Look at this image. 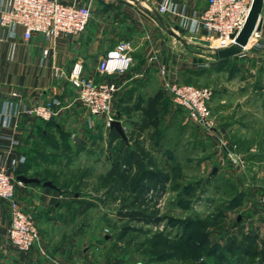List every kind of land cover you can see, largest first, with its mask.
Segmentation results:
<instances>
[{
    "label": "rangeland",
    "instance_id": "obj_1",
    "mask_svg": "<svg viewBox=\"0 0 264 264\" xmlns=\"http://www.w3.org/2000/svg\"><path fill=\"white\" fill-rule=\"evenodd\" d=\"M107 1L112 0H94L98 9ZM191 2L204 5L205 0ZM169 21L172 28L181 23L177 16ZM176 33L180 37L166 35L178 61L188 65L176 73V82L212 90L215 128L191 120L168 95L157 127L138 131L139 122L131 119L139 121L140 113L124 119L127 139L113 135L106 118L90 114L78 99L75 112L62 113L54 126L45 123L38 154L29 160L34 167L30 175L50 179L56 197L47 203L39 192L32 195L35 201L20 198L36 216L40 245L35 247L39 253L43 248L45 264H57L49 256L63 264H264L233 257L222 248L229 237L241 238L246 231L256 234V247L264 248V46H253L252 40L243 53L218 62L207 42H196L185 29ZM259 41L264 43L263 36ZM51 141L58 142L56 147ZM222 143L240 156L238 163ZM119 150L126 157L134 151L142 159L139 164L123 161L128 167L125 183L106 178ZM145 168L170 177L162 192L145 194L148 212L156 208L162 216L158 222L123 214L143 208L133 178ZM23 195L25 199L28 193ZM187 220H195L197 230L207 234L206 248L194 250L181 240Z\"/></svg>",
    "mask_w": 264,
    "mask_h": 264
},
{
    "label": "crops",
    "instance_id": "obj_2",
    "mask_svg": "<svg viewBox=\"0 0 264 264\" xmlns=\"http://www.w3.org/2000/svg\"><path fill=\"white\" fill-rule=\"evenodd\" d=\"M161 1L112 0L100 3L98 9L94 0H77L80 4H90L93 10L86 30L80 35L62 34L49 41L40 33H34L32 38L24 39L22 27H17L14 33L0 27V166H5L12 177L17 178V171L24 166L27 171L23 174L37 176L30 175L34 167L29 164V160L32 157L30 155L38 154L37 144H42L43 141L45 122L21 112L22 105L30 106L56 99L61 102V107H54L59 110L58 115L54 117L55 121H58L62 113L67 117L77 109V97L72 93L75 90L70 87L67 77H54V63L69 73L74 63L81 61L88 75L117 82L119 90L114 103L115 108L117 106L122 112L118 120L122 122L123 128L124 119L135 113L141 114L139 121L131 119V122H139L138 131L143 132L152 127L139 130L144 116L143 109L148 107V99L161 91L162 106L165 96L168 95L164 83L176 81V73L188 69V65L178 61L172 50L173 41L167 38L166 32L170 33V29H173L169 21L172 16L159 13ZM184 1H189L188 4L184 3L188 15H194L207 7V0L204 5L192 4L193 0ZM11 3L12 0H0V10L8 9ZM188 26L190 27L180 26L179 30L185 29L196 42H206L203 31L192 32ZM261 34L264 39V20ZM122 40L130 41L132 45L134 61L131 69L124 73L100 74V60ZM161 66L167 68L166 74L160 72ZM14 92L19 95L13 96ZM66 107L68 108L65 111ZM15 111L18 113L14 115ZM13 140H18L19 144H14ZM13 159L17 161L15 164ZM43 181L18 184L16 188L21 192L17 194L18 198H24L23 194L28 193L27 198L22 200L35 201L36 197L32 195L39 192V196L46 203L54 200L56 185H46ZM10 225L9 203L1 199L0 264H45L41 254L43 250L39 253L35 246L26 251L12 247L8 234ZM49 257L57 262L56 258Z\"/></svg>",
    "mask_w": 264,
    "mask_h": 264
},
{
    "label": "built area",
    "instance_id": "obj_3",
    "mask_svg": "<svg viewBox=\"0 0 264 264\" xmlns=\"http://www.w3.org/2000/svg\"><path fill=\"white\" fill-rule=\"evenodd\" d=\"M253 2L254 0H207V7L204 10L195 12L194 15H188L184 3L163 0L158 11L164 15L179 17L180 25L182 27L190 25L188 28L192 32L203 31L204 40L213 53L214 49L228 47L235 43L236 37L247 22ZM91 16V5L80 4L77 0L72 2L12 0L8 9L0 10V27L9 29L13 33L17 27H22L24 39H30L34 33H40L45 40L49 41L57 39L62 34H82L86 30ZM261 32L257 30V27L254 29L244 51L248 49L252 40H255L252 43L253 46H264V43L259 41L262 36ZM133 61L131 42L122 40L102 57L98 71L100 74L124 73L131 69ZM52 68L55 78L67 77L70 87L78 95L77 99L90 114L104 116L108 125L116 120L114 99L119 90L117 82L88 75L81 61L75 62L69 73H66L62 67L55 63ZM160 72L166 74L167 68L161 66ZM164 85L171 101L175 105L185 108L191 120L208 129L215 128L209 106L213 92L209 87L176 81H166ZM18 95L17 92L13 93L15 97ZM55 105L61 107V102L51 99L30 106L23 104L21 112L48 121L58 115L59 110L54 109ZM17 113L18 111L13 112L14 115ZM13 143L19 144V141L13 140ZM222 144L231 161L238 163L240 156L227 147L226 143ZM16 162V159H13V163ZM18 182L23 183L19 179ZM1 199L6 200L10 207L11 225L8 234L12 244L22 251L40 245L36 216L32 210L25 208L18 198L16 183L3 165L0 166ZM261 201L264 204V195H262ZM40 249L43 250L41 246Z\"/></svg>",
    "mask_w": 264,
    "mask_h": 264
},
{
    "label": "trees",
    "instance_id": "obj_4",
    "mask_svg": "<svg viewBox=\"0 0 264 264\" xmlns=\"http://www.w3.org/2000/svg\"><path fill=\"white\" fill-rule=\"evenodd\" d=\"M227 59V58H226ZM226 59L218 60V62L224 61ZM163 98V94L161 91L157 92L154 96L150 97L148 99V107H145L143 109L144 116L142 117V121L140 123L139 130H144L145 128H148L150 126L157 127L159 125V120L157 118L159 114V109L161 107L160 100ZM116 112V119H120L122 116L121 110L116 106L115 108ZM44 121V120H43ZM47 125L54 126L55 119L52 118L51 120L44 121ZM111 132L113 135L118 136V132H116V129L111 128ZM125 142H123L124 144ZM50 144H52L53 147H56L58 142L51 141ZM32 156V155H30ZM32 157H30L31 159ZM127 160L128 163L135 164V163H141L142 159L137 157V154L134 151H130L129 155L126 157L122 154L121 150H119L113 159L112 165L110 170L107 173V179L110 177H115L116 179H119L121 183H125L128 180V167H123V164L126 162H123L124 160ZM25 166L20 168L17 173H23L26 172ZM139 178H133V188L138 189V191L135 192V195L137 199V203L142 207L139 208H133L131 210H127L123 214L131 219H138V220H147V221H154L158 222L162 219L161 215H157L158 209L153 208L148 212V209L145 206L146 201V193H150V191H160L162 192L166 186L167 181L170 179L169 173L168 174H162L160 170L156 168H148L143 169L141 172ZM37 175V174H36ZM39 175V174H38ZM41 180H46L45 177L41 178ZM152 186L154 188L152 189ZM196 221L194 220H187L185 222V229L184 234L181 237V240L187 245L195 249H202L206 248V245H208V237L207 234L204 232H200L197 230L196 226H194ZM191 229V230H189ZM255 236L256 234H253L252 232H245L242 233L241 238H238L237 236H231L228 238L227 242H225L222 245V248L224 252L229 253L233 257H251L253 259H259L261 261H264V248H258L255 246ZM220 247V245H218ZM214 250V245L210 248V252Z\"/></svg>",
    "mask_w": 264,
    "mask_h": 264
},
{
    "label": "water",
    "instance_id": "obj_5",
    "mask_svg": "<svg viewBox=\"0 0 264 264\" xmlns=\"http://www.w3.org/2000/svg\"><path fill=\"white\" fill-rule=\"evenodd\" d=\"M263 4H264V0H254L247 22L244 28L242 29V31L236 37L235 43H233L228 47L217 48L213 50L212 56H214L216 60L226 59L243 53L244 47L248 44L254 29L257 27L258 31H262L263 20H264V17L262 15ZM179 29L180 26L175 25L173 29H170V33L172 35L180 37V35H176L177 34L176 32ZM110 127L116 129V131L121 135L123 139H127L122 122L120 120L116 119L112 121ZM76 141L77 143H80L79 139H76ZM17 179L26 183L27 182L40 183L42 181L41 178L38 176H29L23 173L18 174ZM43 183L50 186L54 185L51 180H44Z\"/></svg>",
    "mask_w": 264,
    "mask_h": 264
}]
</instances>
